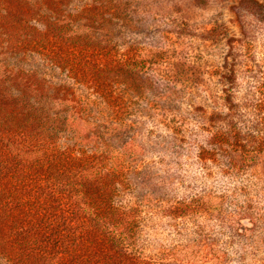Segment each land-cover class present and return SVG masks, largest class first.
Here are the masks:
<instances>
[{"label": "rangeland", "instance_id": "1", "mask_svg": "<svg viewBox=\"0 0 264 264\" xmlns=\"http://www.w3.org/2000/svg\"><path fill=\"white\" fill-rule=\"evenodd\" d=\"M57 38L68 46L65 57ZM228 54L242 96L264 66V0H0V67L32 74L53 100L33 94L32 103L58 118L67 111L56 116L53 105L75 99L88 119L126 125L106 145L96 139L88 153L132 142L134 156L118 170L115 200L134 204L136 195L157 189L151 194L159 203L139 208L127 237L147 259L177 244L179 255L195 264H264V174L244 171L230 180L216 168L204 173L196 153L208 134L187 110L183 91L197 88L195 101L212 105L221 84L208 72ZM244 118L250 121L251 113ZM58 135L61 143L70 137L65 130ZM236 184L239 195L214 212L190 203L177 219L152 214L167 202H189L202 191L220 193ZM233 209L243 211L237 229L226 215ZM9 263L0 257V264Z\"/></svg>", "mask_w": 264, "mask_h": 264}, {"label": "trees", "instance_id": "2", "mask_svg": "<svg viewBox=\"0 0 264 264\" xmlns=\"http://www.w3.org/2000/svg\"><path fill=\"white\" fill-rule=\"evenodd\" d=\"M57 39L58 51L65 57L68 46ZM225 58L208 72L221 84L213 99V92L208 94L212 105L195 101L197 88L183 91L189 97L187 110L208 134L196 153L204 173L211 176L216 168L222 176L237 180L244 171L264 174V66L241 96L236 92L235 58L229 54ZM33 77L0 67V257L7 256L9 264H195L186 254L179 255L177 244L164 245L156 259L131 249L127 237L135 230L136 213L145 204L154 209L159 202L151 192L157 189L150 187L148 194L136 195L134 204L115 200L118 170L134 156L131 141L88 153L90 146H97L96 139L106 145L105 140L126 125L88 119L83 104L75 99L67 104L60 99L53 105L55 115L67 112L52 117L46 105L30 101L33 94L50 99L49 87ZM108 102L117 105L115 100ZM248 112L250 121L244 118ZM177 129L173 128L174 138L180 136ZM62 130L70 133L63 143L58 135ZM132 189H137L136 183ZM240 190L236 184L220 193L202 191L189 202H167L152 214L177 219L190 203L214 212L224 200H235ZM242 214L241 209L228 211L229 225L239 228Z\"/></svg>", "mask_w": 264, "mask_h": 264}]
</instances>
